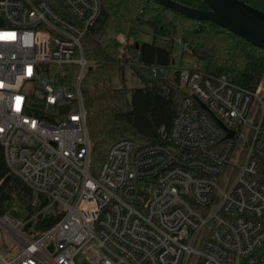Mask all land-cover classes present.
Instances as JSON below:
<instances>
[{"label": "built area", "instance_id": "obj_1", "mask_svg": "<svg viewBox=\"0 0 264 264\" xmlns=\"http://www.w3.org/2000/svg\"><path fill=\"white\" fill-rule=\"evenodd\" d=\"M101 12L102 0H0L4 161L63 212L37 237L0 217L18 248H1L0 264H264V75L249 91L199 66L179 70L168 130L116 141L93 172L82 40ZM117 42L122 55L133 45Z\"/></svg>", "mask_w": 264, "mask_h": 264}, {"label": "trees", "instance_id": "obj_2", "mask_svg": "<svg viewBox=\"0 0 264 264\" xmlns=\"http://www.w3.org/2000/svg\"><path fill=\"white\" fill-rule=\"evenodd\" d=\"M185 6L206 10L202 0H174ZM247 5L264 12V0H240ZM110 17L130 25L148 28L152 41L142 43L136 51L138 61L144 67L170 68L172 44L180 40L188 45L183 55L205 64V72L211 76H226L235 86L253 91L264 75V50L253 46L242 38L208 21L189 19L160 6L153 0H102V12L93 28L84 36L82 47L84 57L93 63L81 82V93L87 110V125L92 141L91 163L97 169L103 163L110 146L126 134L119 131L117 122L128 125L134 133V140L160 139L157 130L153 136L145 135L138 121L160 115L164 120L165 133L172 121L184 91L179 84V71L171 75H162L144 83L142 88L134 90L131 108L127 112L114 113L110 106L120 104L124 98V89H108L111 76L130 60L114 59L109 56L97 36L101 35ZM127 65V64H126ZM67 83L73 80L75 66L64 69ZM67 84L66 82H64ZM122 91V92H121ZM131 139V138H126ZM34 192L7 168L3 150L0 146V217L11 207L16 197L30 201ZM33 202L37 205L28 207V217L23 232L30 237H37L54 226L63 212L52 205L48 198L36 194ZM32 202V203H33Z\"/></svg>", "mask_w": 264, "mask_h": 264}, {"label": "rangeland", "instance_id": "obj_3", "mask_svg": "<svg viewBox=\"0 0 264 264\" xmlns=\"http://www.w3.org/2000/svg\"><path fill=\"white\" fill-rule=\"evenodd\" d=\"M119 36H124L133 40V45L129 51L122 55L119 52V44L117 42V38ZM97 39L100 41L101 45L105 48L107 54L114 59H120L124 57L126 60H130L129 64L126 63L123 67H121L122 72L115 71L111 76V82L109 83L108 89L111 90H122L124 89V98L120 104L111 105L110 111L114 113H122L127 112L131 108L132 104V94L134 90L142 88L144 83L147 81L154 80L152 72L141 65L138 61V57L135 51V45H141L142 43H149L152 41V34L150 30L141 25H130L128 23H124L119 19L114 17H110L104 27V31L102 34L97 36ZM183 42L180 40H175L172 44V59L170 63L171 70L168 75H171L175 70H186L193 69L196 67H200L201 69H205V64L198 62L194 58H188L186 55H183L184 51ZM190 59V60H189ZM89 67L93 66V63L88 62ZM88 67V68H89ZM122 92V91H121ZM87 113V110H86ZM88 117V114H87ZM164 122L165 120L160 116L152 114V116H148V118H144L143 120L138 121L139 127L143 129L145 135L153 136L155 133V129L157 130L158 135H162L164 131ZM117 126H119V131L125 137L121 139L131 138L135 139L134 133L129 129L128 125L117 122ZM140 141H148L142 139ZM91 169L93 172H96L98 169L93 168L91 163ZM37 197L34 194V198L32 201L24 198V197H16L9 208L8 212L5 214L8 218L14 219L20 223H25L27 221L28 207L32 204V202ZM1 248L5 251H11L13 254L18 252V248L2 231L0 227V253ZM78 264H87L84 261H80Z\"/></svg>", "mask_w": 264, "mask_h": 264}, {"label": "water", "instance_id": "obj_4", "mask_svg": "<svg viewBox=\"0 0 264 264\" xmlns=\"http://www.w3.org/2000/svg\"><path fill=\"white\" fill-rule=\"evenodd\" d=\"M153 1L186 18L208 21L264 50V12L240 0H202L206 10L191 8L174 0ZM138 48L139 45H135V49ZM90 70L88 68L87 71Z\"/></svg>", "mask_w": 264, "mask_h": 264}]
</instances>
